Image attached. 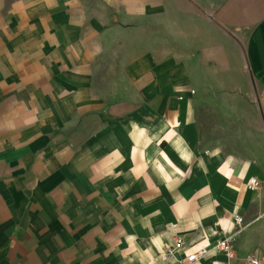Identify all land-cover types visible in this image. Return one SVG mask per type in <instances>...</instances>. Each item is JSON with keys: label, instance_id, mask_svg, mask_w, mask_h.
<instances>
[{"label": "crops", "instance_id": "obj_1", "mask_svg": "<svg viewBox=\"0 0 264 264\" xmlns=\"http://www.w3.org/2000/svg\"><path fill=\"white\" fill-rule=\"evenodd\" d=\"M206 92L240 110L246 157L202 147ZM250 255L264 256V0H0V264Z\"/></svg>", "mask_w": 264, "mask_h": 264}, {"label": "rangeland", "instance_id": "obj_2", "mask_svg": "<svg viewBox=\"0 0 264 264\" xmlns=\"http://www.w3.org/2000/svg\"><path fill=\"white\" fill-rule=\"evenodd\" d=\"M219 96V92L212 96L206 92L201 101L202 147L217 148L236 156L243 153L246 157L245 154L250 153L258 141L246 139L240 110L222 107Z\"/></svg>", "mask_w": 264, "mask_h": 264}, {"label": "built area", "instance_id": "obj_3", "mask_svg": "<svg viewBox=\"0 0 264 264\" xmlns=\"http://www.w3.org/2000/svg\"><path fill=\"white\" fill-rule=\"evenodd\" d=\"M250 189H258L260 188V181L257 178H252L249 181L248 184ZM236 222L237 224L241 225L243 222V218L238 216L236 217ZM185 241L183 240L182 237L177 236L175 239V243L173 245H169L165 247L164 254L165 255H170L174 252L175 249H178L180 247L185 246ZM216 247L224 252L228 257L233 256V246L230 242V237H226L223 239H220L216 245ZM208 253L207 249L203 248L199 250L198 252L191 253L187 255V261L189 263H194L201 257H204ZM248 264H264V256L263 255H250L247 259ZM173 264V263H171Z\"/></svg>", "mask_w": 264, "mask_h": 264}]
</instances>
